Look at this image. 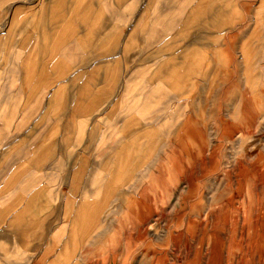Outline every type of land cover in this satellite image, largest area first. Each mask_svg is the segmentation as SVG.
Listing matches in <instances>:
<instances>
[{
    "label": "crops",
    "instance_id": "0c3cea01",
    "mask_svg": "<svg viewBox=\"0 0 264 264\" xmlns=\"http://www.w3.org/2000/svg\"><path fill=\"white\" fill-rule=\"evenodd\" d=\"M256 13L264 0H0V264H83L103 247L146 54L192 82L210 49L245 45L224 33Z\"/></svg>",
    "mask_w": 264,
    "mask_h": 264
},
{
    "label": "rangeland",
    "instance_id": "374dc122",
    "mask_svg": "<svg viewBox=\"0 0 264 264\" xmlns=\"http://www.w3.org/2000/svg\"><path fill=\"white\" fill-rule=\"evenodd\" d=\"M262 16L240 15L224 36L245 45L210 49L192 82L161 77L169 61L146 54V86L132 80L130 91L132 141L119 151L131 181L83 264H264Z\"/></svg>",
    "mask_w": 264,
    "mask_h": 264
}]
</instances>
